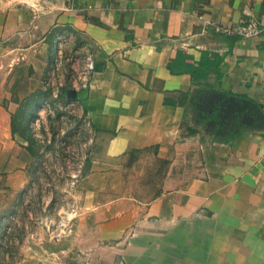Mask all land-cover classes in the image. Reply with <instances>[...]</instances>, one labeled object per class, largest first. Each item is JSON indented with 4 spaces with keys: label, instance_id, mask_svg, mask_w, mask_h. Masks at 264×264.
Segmentation results:
<instances>
[{
    "label": "crops",
    "instance_id": "crops-1",
    "mask_svg": "<svg viewBox=\"0 0 264 264\" xmlns=\"http://www.w3.org/2000/svg\"><path fill=\"white\" fill-rule=\"evenodd\" d=\"M246 19L257 34L213 29ZM61 30L93 53L74 94L92 146L78 214L57 241L26 244L27 262L264 264V0L0 2V193L27 181L22 117L45 95ZM210 92L263 118L241 111L217 134Z\"/></svg>",
    "mask_w": 264,
    "mask_h": 264
},
{
    "label": "rangeland",
    "instance_id": "rangeland-1",
    "mask_svg": "<svg viewBox=\"0 0 264 264\" xmlns=\"http://www.w3.org/2000/svg\"><path fill=\"white\" fill-rule=\"evenodd\" d=\"M0 2L7 6L30 0ZM80 43L71 35L62 47L65 59L57 66L50 57L45 71L52 70L53 75L48 79L43 74L45 95L38 107L23 114L21 130L31 163L22 188L0 193V264H30L26 244L35 246L40 239L57 241L77 215L62 211L70 208L75 192L70 174L87 161L92 143H86L90 130L83 123L79 102L62 91L71 88L83 69Z\"/></svg>",
    "mask_w": 264,
    "mask_h": 264
},
{
    "label": "built area",
    "instance_id": "built-area-1",
    "mask_svg": "<svg viewBox=\"0 0 264 264\" xmlns=\"http://www.w3.org/2000/svg\"><path fill=\"white\" fill-rule=\"evenodd\" d=\"M213 29L216 32H220L224 34H238L243 37H249V36H252L258 33V28H257L255 21L250 20V19L243 20L241 23H239L234 28L215 25L213 26ZM70 37H71V32L66 31V30H61L57 32L55 36L53 37L51 56L53 58L54 65L56 66L59 65L61 62V59L62 60L65 59L64 56L62 55V47L67 43ZM78 49H82L84 52L83 69L82 71L78 73L76 77V82L72 83L71 88H70L74 91V93H77V94L89 88L88 80H89V76L92 73L93 67H94L93 53L92 51H89L90 49H89L88 43L85 41H81V43L78 46ZM45 74H46V77L50 79L53 75V71L52 70L45 71ZM71 99L76 101L75 96ZM83 123L85 126L89 127L88 122L85 119V117L83 119ZM86 143H92V137L90 135L86 139ZM86 164H87L86 161L80 162L78 164V168L76 169V171L70 174L71 186L73 185L75 187L77 185L78 180L80 179V177L85 171ZM76 199H77L76 194H73V201H72L70 208H68V210L66 209L65 211H62V213L64 214L66 213L65 215H67L73 212L75 213L76 211V213L78 214V211H77L78 207L76 206Z\"/></svg>",
    "mask_w": 264,
    "mask_h": 264
},
{
    "label": "water",
    "instance_id": "water-1",
    "mask_svg": "<svg viewBox=\"0 0 264 264\" xmlns=\"http://www.w3.org/2000/svg\"><path fill=\"white\" fill-rule=\"evenodd\" d=\"M74 91L69 89L67 96L74 97ZM205 103L202 110L208 114L215 111V114L219 118L217 134H227L235 124L237 113L241 111H247L255 114L259 118H263V114L259 108L250 100L237 98L234 96H224L219 92H210L203 97Z\"/></svg>",
    "mask_w": 264,
    "mask_h": 264
},
{
    "label": "trees",
    "instance_id": "trees-1",
    "mask_svg": "<svg viewBox=\"0 0 264 264\" xmlns=\"http://www.w3.org/2000/svg\"><path fill=\"white\" fill-rule=\"evenodd\" d=\"M93 70H95V67H93ZM62 94L65 95V96H67V90H66V91H62ZM19 113H20V112H19ZM19 113H18V114H19ZM20 114H21V113H20ZM13 116H14V115H13Z\"/></svg>",
    "mask_w": 264,
    "mask_h": 264
}]
</instances>
